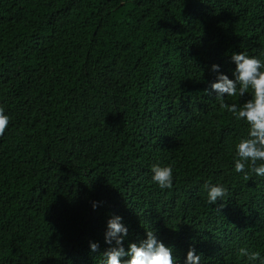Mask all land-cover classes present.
Returning <instances> with one entry per match:
<instances>
[{
    "label": "trees",
    "instance_id": "16d2710c",
    "mask_svg": "<svg viewBox=\"0 0 264 264\" xmlns=\"http://www.w3.org/2000/svg\"><path fill=\"white\" fill-rule=\"evenodd\" d=\"M239 52L264 60V0H0V264H101L114 215L126 250L153 231L177 264H259L238 249L264 259V177L235 172L248 125L206 90Z\"/></svg>",
    "mask_w": 264,
    "mask_h": 264
},
{
    "label": "clouds",
    "instance_id": "9594fccd",
    "mask_svg": "<svg viewBox=\"0 0 264 264\" xmlns=\"http://www.w3.org/2000/svg\"><path fill=\"white\" fill-rule=\"evenodd\" d=\"M264 56V53H261ZM232 62L236 67L233 72L234 79L220 72V66L212 65V71L217 73L216 80L206 89L209 94L215 92L220 101L222 111L231 113L237 121H244L248 125V135L235 144L234 170L243 173L244 179L250 178L249 173L264 177V60L256 56H249L244 52L233 53ZM251 93V98L242 105L225 103V96H245ZM10 117L0 107V137H3ZM152 181L161 189L171 188L173 184V169L171 166H151ZM207 202L215 205L222 201L227 189L221 184H205ZM98 202H93V209ZM120 216H112L107 222L105 242L115 246L109 247L102 255L101 264H177L173 249L160 241L155 232L146 231V239L139 243H130L127 250L123 246L124 238L128 235L127 227L121 222ZM99 245L90 242L93 252ZM241 258L246 257L249 262L259 261L264 264L260 253L250 251L246 247L238 249ZM201 256L190 248L184 264H200Z\"/></svg>",
    "mask_w": 264,
    "mask_h": 264
}]
</instances>
